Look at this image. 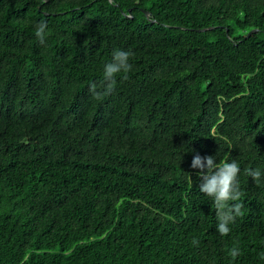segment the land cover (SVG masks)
I'll return each mask as SVG.
<instances>
[{
	"label": "trees",
	"instance_id": "obj_1",
	"mask_svg": "<svg viewBox=\"0 0 264 264\" xmlns=\"http://www.w3.org/2000/svg\"><path fill=\"white\" fill-rule=\"evenodd\" d=\"M117 49L132 70L97 99ZM196 154L240 166L227 236ZM256 168L264 0H0V264H264Z\"/></svg>",
	"mask_w": 264,
	"mask_h": 264
},
{
	"label": "clouds",
	"instance_id": "obj_2",
	"mask_svg": "<svg viewBox=\"0 0 264 264\" xmlns=\"http://www.w3.org/2000/svg\"><path fill=\"white\" fill-rule=\"evenodd\" d=\"M48 25L45 21H41L35 26V36L39 42L43 44L47 36ZM132 55L129 51L115 50L112 53V60L104 65L103 79L98 90V86L93 83L90 85V92L97 99H102L110 94L117 83L116 77L119 74H124L122 79H127V73L132 70V65L129 63V58ZM190 167L199 170L197 176L200 183L198 185L200 192L212 198L213 206L216 210L217 219L216 230L221 236H227L237 217L243 216V204L239 201L242 197L238 176L240 166L236 160L216 162L214 156L201 157L196 154L191 161ZM246 174L259 185L261 177L264 173L259 168L246 169ZM190 176V175H189ZM192 244L198 246L199 240L193 239ZM228 255L235 260L241 255L240 249L237 246L232 247ZM260 259L264 260V253Z\"/></svg>",
	"mask_w": 264,
	"mask_h": 264
},
{
	"label": "water",
	"instance_id": "obj_3",
	"mask_svg": "<svg viewBox=\"0 0 264 264\" xmlns=\"http://www.w3.org/2000/svg\"><path fill=\"white\" fill-rule=\"evenodd\" d=\"M144 11V13H145V15L149 18L150 16V12L149 11H147V10H143ZM206 28H200V29H198V30H205ZM259 29H257V28H253V29H251L247 34H246V37L247 36H249L251 33H253V32H256V31H258Z\"/></svg>",
	"mask_w": 264,
	"mask_h": 264
}]
</instances>
